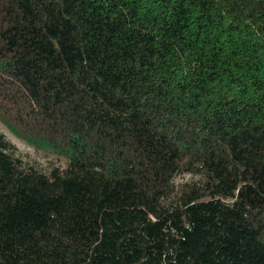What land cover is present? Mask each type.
I'll return each instance as SVG.
<instances>
[{
    "label": "trees",
    "instance_id": "trees-1",
    "mask_svg": "<svg viewBox=\"0 0 264 264\" xmlns=\"http://www.w3.org/2000/svg\"><path fill=\"white\" fill-rule=\"evenodd\" d=\"M0 264H264V0H0Z\"/></svg>",
    "mask_w": 264,
    "mask_h": 264
},
{
    "label": "rangeland",
    "instance_id": "rangeland-1",
    "mask_svg": "<svg viewBox=\"0 0 264 264\" xmlns=\"http://www.w3.org/2000/svg\"><path fill=\"white\" fill-rule=\"evenodd\" d=\"M0 129L4 135L10 140L15 146H17L18 150L22 153V155L26 156L27 159L36 160L37 162H41L42 165H46L49 157L42 153L41 151H35L31 147L27 146L22 141H19L13 134H11L8 129L0 124Z\"/></svg>",
    "mask_w": 264,
    "mask_h": 264
}]
</instances>
